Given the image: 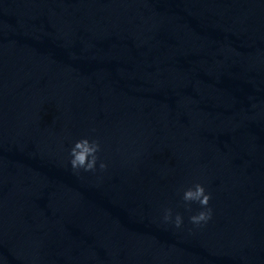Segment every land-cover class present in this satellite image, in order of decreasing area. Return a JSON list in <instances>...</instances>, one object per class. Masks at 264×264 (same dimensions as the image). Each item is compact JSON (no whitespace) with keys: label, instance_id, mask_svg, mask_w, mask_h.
<instances>
[{"label":"water","instance_id":"obj_1","mask_svg":"<svg viewBox=\"0 0 264 264\" xmlns=\"http://www.w3.org/2000/svg\"><path fill=\"white\" fill-rule=\"evenodd\" d=\"M0 264H264V0H0Z\"/></svg>","mask_w":264,"mask_h":264},{"label":"clouds","instance_id":"obj_2","mask_svg":"<svg viewBox=\"0 0 264 264\" xmlns=\"http://www.w3.org/2000/svg\"><path fill=\"white\" fill-rule=\"evenodd\" d=\"M101 151L102 145L99 139L88 136L80 138L74 141L70 149L67 150L65 166L76 175L105 172L108 170L109 164L101 160ZM178 191L182 193L181 204L189 213L188 223L197 229L207 226L213 220L214 211L210 206L212 194L205 185L197 182L191 186L182 187ZM193 205H197L198 208L193 210ZM161 223L176 230L183 229L185 214L171 207L166 208L161 217Z\"/></svg>","mask_w":264,"mask_h":264}]
</instances>
